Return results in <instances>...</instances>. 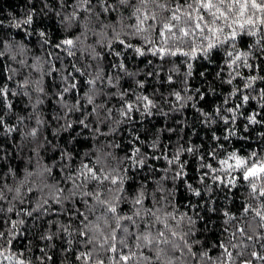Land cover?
<instances>
[{
    "label": "snow or ice",
    "instance_id": "6c2138e0",
    "mask_svg": "<svg viewBox=\"0 0 264 264\" xmlns=\"http://www.w3.org/2000/svg\"><path fill=\"white\" fill-rule=\"evenodd\" d=\"M42 2L44 8H50L47 0ZM57 4L61 11L56 12V16L65 33L57 42L51 40L47 31L32 29L34 9L22 19L13 18L8 25L22 30L26 37L35 33L39 47L42 50L51 49L47 51L46 58L36 56L35 62L28 64L25 58L28 46L6 31H0V65L3 66L0 72V165L9 164L0 180L7 177L13 179L12 185L0 184V264H32L31 249L17 250L14 243L25 235L27 221L24 217L32 218L33 226H36L38 221L48 216L61 215L66 216L67 221L47 220V227L39 237L49 242L39 248L41 255L36 259L40 264L53 260L51 252L57 247L53 242L55 240H61L64 245L60 249L64 258L72 253L78 264H264V144L241 151L236 148L229 150L224 143H220L237 135L233 125L244 105L257 97L264 101V88L256 87L258 81L264 82V75H244L240 71L248 69L250 73H258L262 70L264 0H71V3L69 0H57ZM2 26L3 21H0ZM75 29L79 31L67 35ZM90 37H95L94 43H88ZM252 38H255L254 42ZM133 39L139 40L140 44L131 43ZM115 44L124 51L130 49L137 57L150 55L161 61L147 76L159 77L164 70V62L171 61L175 65L174 58H183L181 62L189 71L182 81V90H172L168 94L174 102L160 94L174 112L181 111L194 99L192 95H187L188 77L192 75L193 67L191 62L219 56L230 70L227 79L221 76L224 67L216 73L221 83L231 86L237 78L243 81V87L234 86L223 104L227 105L233 97H238L240 103L227 108L217 105L213 112L197 108L196 103L191 105L200 114L201 123L208 126L219 120L225 126L222 136L212 133L211 139L217 142L215 147L208 150L203 145L189 142L185 146L177 141L174 150H169L166 145L161 147L159 134L150 144L136 135L128 142L125 155L115 166L108 161L117 160V157L108 151L97 154L94 159L92 153H86L89 159H81L73 167V152L61 148L57 161L51 165H40L37 161L33 170L27 167L22 170L21 179L10 166L11 153L4 147L5 140L14 139V133L27 128L25 117L14 112L12 98L28 97L33 112L27 119L35 116L37 127L23 131L21 138L22 141L31 138L34 145L31 150L37 156L38 150L44 147L38 139L45 122L37 115L40 106L45 103L43 97L51 99L54 95L55 103L63 110V115L53 116L59 124L55 135L60 129L68 131L79 125L81 131L87 129L95 140L117 133L121 124L134 122L137 113L142 117H151L155 109L156 113L168 116V112L159 108L153 98L155 90L153 96L143 92L137 94L135 90L129 96V90L122 88L120 81L124 77L133 80L136 88L145 87L144 81L135 79L138 73L129 71L123 60L111 64L112 69L118 70L116 76L105 74L104 55L96 51V46L107 49L109 56L121 57L123 53L114 48ZM85 57L89 62H83ZM66 59L69 61L67 65L64 63ZM53 60L61 64L60 69ZM255 60L261 61V64L250 62ZM9 61L39 73L40 79L25 77L16 80L18 70L12 68ZM148 63L152 64V61ZM44 65L49 66L47 70ZM177 71L175 67L169 68L165 82L174 83L172 73ZM53 72L62 73L59 76L61 86L54 93H49L42 79ZM200 75L204 76V73ZM79 78H83V83ZM81 88H85L82 95ZM109 88L118 91H106ZM33 92L36 93L34 102ZM196 92L200 90L196 89ZM68 96H73L74 100L70 102L66 99ZM113 98L119 101L118 108L108 106ZM204 98L201 93L199 99ZM88 106H91L90 110ZM259 107L264 109V103H260ZM75 113L81 115L76 120H69V116ZM240 115L246 121L243 125L245 132L250 126L264 125V118H258L260 112L253 110L246 116L243 113ZM13 116L14 123L11 121ZM61 120L62 124L59 123ZM105 125L107 132L102 130ZM160 131L172 133L175 129ZM259 136L264 138V132ZM239 138L250 139L245 136ZM44 141L52 145L47 137ZM142 144H146L153 154L142 151ZM15 146L23 147L22 144ZM52 146L55 151L56 146ZM108 147L119 149L121 144L109 143ZM186 154L196 159L195 180L202 188L189 182L192 177L187 171L189 161L183 158ZM149 159H163L166 167L157 169L147 163ZM58 163L59 179L53 176V169ZM123 164L127 166L120 167ZM145 167L153 173H162L158 179L154 178L156 187L149 192L147 185L141 183L129 194L126 189L127 173ZM168 181H171L172 188L165 186ZM181 181L190 197L198 198L195 203L189 198L183 205L191 209V214L180 211L175 202L176 185ZM241 187L247 189V195L242 201L239 216L228 209H220L223 224L227 225L223 228L227 238L205 248L204 241L196 238L199 231L196 225L204 219L198 209H204L207 203V212H217L211 193L225 189L232 192ZM25 189L27 193H38L33 201H28L32 205L30 208L22 207L26 200ZM205 196L209 197L208 201L204 200ZM123 203L129 204L127 211L121 208ZM13 215L18 219H13ZM198 245L199 251L196 250ZM213 248L220 250L215 256L210 254Z\"/></svg>",
    "mask_w": 264,
    "mask_h": 264
},
{
    "label": "trees",
    "instance_id": "16d2710c",
    "mask_svg": "<svg viewBox=\"0 0 264 264\" xmlns=\"http://www.w3.org/2000/svg\"><path fill=\"white\" fill-rule=\"evenodd\" d=\"M47 3L49 4L50 8H44L42 0H0V21H3V26L0 27V31H6L11 35V37H15L17 41H22L28 46L25 56L28 64H33L35 62L36 56L46 58L47 51L51 49L42 50L37 44L38 37L35 35V33L26 37L22 30L16 29L14 27H8V25L13 21V18L17 20L22 19L29 11L34 9L35 17L32 29L45 30L48 32L53 42L59 41L65 35L59 25V18L56 16V12L61 11V9L57 4V0H47ZM69 3H71V0H69ZM41 9H43V11H41ZM70 10L71 9H67V11ZM125 15H127L126 10ZM77 31H79V29H75L73 32L67 33V35H74ZM254 40L255 38H252V42H254ZM94 41L95 37H90L88 43H94ZM131 43L139 45L140 41L133 39L131 40ZM114 48L117 51H121L123 53L121 57H116L114 55L109 56L107 54V49L101 48L98 45L96 46V51L101 52L104 55V60L102 63L105 65V74L107 75L108 73H111L113 76H116L118 70L112 69L111 64L113 62H119L120 60H123L129 71L138 73L135 79L144 81L145 87L143 89L136 88L133 80L124 77L120 81L122 88L129 90V96H131L132 90H135L137 94L143 92L144 94L153 96V92L155 90L156 95L153 96V98L156 100L159 108H161L164 112H168V116H163L159 113H156L155 109L153 110L155 114L151 117H142L137 113L135 121L121 124L117 133L108 136H101L95 140L92 138L91 133L87 129L81 131L79 125H74L73 128L68 131H63L60 129L59 134L55 135L57 129L59 128V124L55 119H53V116L55 114L63 115V110L55 103L54 95L51 99L43 97L45 103L40 106L37 115H39V118L45 122L38 139V142L43 143L44 147L38 150L39 155L37 156L31 150L34 146L31 138L23 141L21 138V133L23 131L32 127H37L35 124V116H33L31 120L27 119L29 114L33 112L31 106L29 105L28 97L17 96L12 98L14 112L25 117L24 124L27 126V128H21L20 132L14 133V139L5 140L4 147L11 153L10 166L16 170L17 175L21 179L23 178L22 170L25 167L31 171L36 167L37 161H39L40 165H51L53 161H57L59 157V150L61 148H67L73 152V167L78 165L81 159H84L85 161L89 159V157L85 156L86 153H92V159H94L97 154L108 151L113 152L114 156L117 157V160L108 161L115 166L118 163L119 158L125 155V151L128 149V142L133 140L136 135H139L143 140L150 144L152 139L157 136V134H159L161 147L163 148L166 145L169 150H174L177 141H179L181 144H185V146H187L189 142L193 145H203L204 149L208 150H210L211 147H215L217 142L211 139L212 133L215 132L218 136H222L225 126L219 120L217 123L208 126L201 123L200 114L191 105L196 103L197 108L203 109L205 112H213L217 105H222L224 108L233 107L235 104L240 103L238 97L231 98L227 105H224L223 101L234 86L238 84L240 87H243V81L239 78H237V80L233 82V85L230 86L225 83H221L220 79L216 77V73L220 71L221 67H224V71L221 73V76L224 79L228 78V72L230 71L226 66L223 65V61L218 55H214L210 58V60L200 58L191 62L193 67L191 69L192 75L188 77L187 95H192L194 99L189 101L188 105L181 111L174 112L170 110V103H165L160 94L162 93L164 97H167L168 101L174 102L173 97L169 96L168 94L172 90H182V81L185 78V74L189 71L187 66L181 62L183 58H174L175 65H173L171 61L164 62V70L161 71L159 77L156 75L147 76L146 74L153 72L154 69L161 64V61L150 55L146 57H137L130 49L124 51L118 44H115ZM77 55L79 56V53H77ZM149 60L152 61V64L148 63ZM53 62L56 64L57 69L61 68V64L58 61L53 60ZM83 62H89L88 58L85 57ZM250 62L254 64H261V61L259 60ZM8 63L12 68L18 70V75L15 77L16 80H22L25 77H28L32 80L40 79L39 73L33 71L32 69L27 67L21 68L19 64L13 63L11 61ZM64 63L66 65L69 64L68 59H66ZM48 67V65H44L45 70H47ZM172 67H175L178 71L176 73H172L174 83L168 84L165 82L166 74H168L167 70ZM261 69L262 70H260L258 73H250L248 69H240V71L244 75H264V64H261ZM68 70L71 71V68L69 67ZM2 71L3 66L0 65V72ZM202 72L204 73V76L200 75ZM61 74L62 73L53 72L51 76L45 75L43 77L42 84L49 93H54L55 89L60 88L61 85L59 82V76ZM0 79H2V77H0ZM79 79L81 80V83H83V78ZM256 87L264 88V82L258 81ZM196 89H199L200 92L197 93ZM29 91H31V89H29ZM84 91L85 88H81L80 95H82ZM106 91H118V89L109 88L106 89ZM201 93H203L205 97L203 100L199 99ZM182 94L184 93L182 92ZM35 98L36 93L33 92V102L35 101ZM66 99L72 102L74 97L68 96ZM197 101L199 102L197 103ZM81 103H83V101H81ZM260 103H264V101H260L259 97H257L248 105H244L240 109V112L237 113V121L235 125H233L237 135L233 136L230 141H220V143H224L227 149L232 150L233 148H236L240 149L241 151H247L253 148H258L261 144H264V138L259 136V133L264 132V125L250 126L249 131L245 132L243 125L246 123V121L244 120L243 116L240 115V113H243V115L246 116L255 110L256 112L261 113V116L258 118H264V109L259 107ZM108 106H115L118 108L119 101L113 98L112 102ZM88 108L90 110L91 106H88ZM80 115V113L72 114L69 116V120H76ZM11 121L13 123L15 122L14 116L11 118ZM89 122H91V118ZM59 123L62 124L63 120H61ZM168 128L175 129V132L169 133L168 131H160L161 129ZM102 130L107 132L108 127L106 125L103 126ZM240 136L250 137V139L242 140L239 138ZM44 137H47L48 140L52 141V145L56 146L55 151L53 150L52 145L45 143ZM109 143H120L121 148H109ZM21 144L23 147L15 146ZM140 147L142 148V151L148 152L149 155L153 154L152 150L148 148L146 144H142ZM155 154L160 155V152H156ZM169 154H171V151H169ZM183 158L189 161L187 171L189 177H192L189 182L192 183L194 187L202 188L203 186L198 184L195 180L196 174L194 169L197 166L196 159L187 154ZM30 159L31 163H28ZM147 163L153 165V167L157 169L166 167V162L163 159H149ZM8 166L9 164L0 165V176L7 172ZM126 166V164L120 165V167ZM59 167L60 165L58 163L57 167L53 169V176H55L57 179H59L61 175L59 172ZM161 175V172L156 171L153 173L147 167L142 170H130L127 173L129 179L126 184V189L129 194H131L133 189L137 188L141 183H144L147 185V190L151 192L156 187L154 178L158 179ZM49 182H52L51 178H49ZM2 183L12 185L13 179L11 177H7L4 180H0V184ZM61 186L66 187V185L63 184H61ZM165 186L167 188L173 187L171 181L166 182ZM157 195H159V193H157ZM246 195L247 189L243 187L239 189H233L232 192H228L226 189L224 191L216 190L211 193V199L215 201L214 206L217 209V212H207V203L205 204L204 209H198L204 219L198 221L196 225V227L199 229L196 234V238L204 241L205 248L211 247L213 242L218 243L220 240L227 238V234L223 232V228L227 225L223 224L224 217L222 216L220 209H228L239 216L242 201H244ZM9 196H11V194H9ZM37 196V192H26L25 204L22 205V207L30 208L32 205L28 203V201H33ZM189 198H191L193 203L197 202L198 200V198L190 197V193L185 190L182 181L177 182L175 190V202L180 206V211L189 212L191 214V209L183 206L187 203ZM204 200L208 201L209 197L205 196ZM17 206L21 207V205ZM78 206L81 208L83 207L79 203ZM53 207L56 206L54 205ZM66 207L70 208L71 205H66ZM121 208L127 211L129 209V204L123 203ZM12 218L18 219V217L15 215H13ZM24 219L27 221V224L25 225V235L14 243L16 244L17 250H22L25 247H29L31 249L30 255L32 264H40V261L36 259V257L41 255L39 248L45 247V245L49 243L48 241H43L39 238L44 229L47 227L46 221L59 219L66 222L67 217L64 215L59 217L48 216L38 221L36 226H33L32 218L24 217ZM229 230L231 231V228H229ZM53 242L57 246L56 249L51 252L53 255V260L46 262V264H78L72 253L67 254V259L64 258V254L60 251L61 247L64 246L62 245L61 240H55ZM199 249L200 246L198 245L196 250L199 251ZM219 251L220 250L218 248H213L210 254L215 256ZM28 254L29 253H26V255Z\"/></svg>",
    "mask_w": 264,
    "mask_h": 264
}]
</instances>
